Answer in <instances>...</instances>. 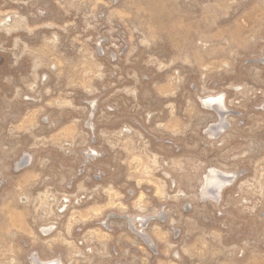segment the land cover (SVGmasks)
<instances>
[{"label":"rangeland","instance_id":"374dc122","mask_svg":"<svg viewBox=\"0 0 264 264\" xmlns=\"http://www.w3.org/2000/svg\"><path fill=\"white\" fill-rule=\"evenodd\" d=\"M0 264H264V0H0Z\"/></svg>","mask_w":264,"mask_h":264}]
</instances>
